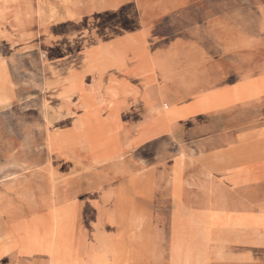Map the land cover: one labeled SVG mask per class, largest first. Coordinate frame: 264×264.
Returning a JSON list of instances; mask_svg holds the SVG:
<instances>
[{"label":"crops","instance_id":"1","mask_svg":"<svg viewBox=\"0 0 264 264\" xmlns=\"http://www.w3.org/2000/svg\"><path fill=\"white\" fill-rule=\"evenodd\" d=\"M1 7L0 238L52 203L64 264H264L263 7L103 3L78 35ZM24 53L39 113L13 116Z\"/></svg>","mask_w":264,"mask_h":264},{"label":"rangeland","instance_id":"2","mask_svg":"<svg viewBox=\"0 0 264 264\" xmlns=\"http://www.w3.org/2000/svg\"><path fill=\"white\" fill-rule=\"evenodd\" d=\"M154 0H0L2 4L1 10L2 14L6 15L8 19V24H10L11 16L14 13L19 14L20 20L23 22L24 33L31 35L34 27L33 15L40 12L54 22V30L57 33H67L78 35L83 29H88L91 27L94 29V12L95 9L103 3H119L121 5H127L130 3H150ZM185 4V12L187 11H197L206 7L208 3H231V4H245L252 3L256 6L264 8V0H182ZM187 9V11H186ZM52 12V13H51ZM197 12L194 13V15ZM201 13V12H200ZM197 13L195 18L200 15ZM202 14V13H201ZM9 29V28H8ZM15 69L20 72L23 68L24 74L17 73L14 77L21 89V95H23V100L17 101L14 105L8 108L9 115H37L39 112L33 108V99L37 95V92L33 89L35 81L39 78L37 73V60L33 59L30 53H24L15 61ZM48 204L52 205V208L56 210V219L58 224V230L55 234L53 244L59 249L62 255L65 254L63 247L64 236V220H63V206L62 204H52L45 203L43 207H47ZM26 207V203L24 204ZM49 216L48 214L45 217ZM45 217H38L44 219ZM33 220L25 221L21 223H30ZM21 223L17 224L15 234L12 237H8L6 244L0 239V264L3 255L7 253V250H23L27 251L29 248L33 247L35 244H39V241H46L45 229H38L36 232L28 231L22 229ZM128 253V252H127ZM102 256H97L95 254L87 255L83 264H100V259ZM2 264H39L33 261H15L13 255L7 257L3 260ZM52 264H64V258H57V260Z\"/></svg>","mask_w":264,"mask_h":264},{"label":"bare ground","instance_id":"3","mask_svg":"<svg viewBox=\"0 0 264 264\" xmlns=\"http://www.w3.org/2000/svg\"><path fill=\"white\" fill-rule=\"evenodd\" d=\"M52 13V12H51ZM183 166V165H182ZM49 209V216L44 219L34 218L30 223H21V228L28 231L36 232L38 229H45L46 232V241H39V244H35L33 247L29 248L26 252L23 250H19V254L26 257H37L44 256L48 257L50 263H54L57 258H64V255L59 252V249L56 248V245L53 244L51 240H53L55 234L58 230L56 210L52 208L51 204L47 205ZM130 208V207H129ZM129 212V210H128ZM130 215V214H129ZM145 235V234H144ZM7 237V236H6ZM1 237V241L3 244H6L9 240L8 237ZM11 250H7V253Z\"/></svg>","mask_w":264,"mask_h":264}]
</instances>
